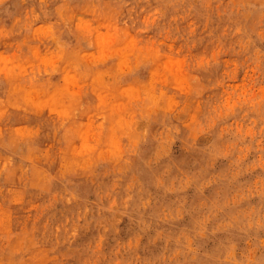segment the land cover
<instances>
[{
	"label": "rangeland",
	"instance_id": "obj_1",
	"mask_svg": "<svg viewBox=\"0 0 264 264\" xmlns=\"http://www.w3.org/2000/svg\"><path fill=\"white\" fill-rule=\"evenodd\" d=\"M0 264H264V0H0Z\"/></svg>",
	"mask_w": 264,
	"mask_h": 264
}]
</instances>
